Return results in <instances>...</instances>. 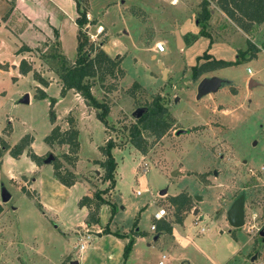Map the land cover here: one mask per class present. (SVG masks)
<instances>
[{
	"label": "rangeland",
	"instance_id": "1",
	"mask_svg": "<svg viewBox=\"0 0 264 264\" xmlns=\"http://www.w3.org/2000/svg\"><path fill=\"white\" fill-rule=\"evenodd\" d=\"M170 1L90 0L89 8L87 0H80L81 7L94 14L88 20L85 13L89 24L82 27V32L87 42L97 47L102 43L111 57L121 56L124 71L121 78L106 76L101 83L104 87L97 81L92 84V95L108 106L104 126L97 110L84 101L77 106L81 100L76 102L72 90L59 95L60 81H55L58 77L50 70L57 61L48 54L58 48L67 62L73 60L76 32L61 28L62 49L59 39L56 43L53 37L43 38L46 51L42 53L37 39L28 34L18 36L23 24L15 19V13L7 16L8 2L0 0V15L9 17L6 28H0V136L4 138L0 137V143L12 145L28 133L31 151L41 152L45 148L43 137L53 125L66 129L65 118L70 115L78 129L77 169H85L92 158L100 156L103 127L107 138L117 144L112 148L114 185L102 194L114 205L112 219L106 223L109 206L103 204L106 213L100 215L98 227L87 226L93 234L89 239L84 228L74 227L84 215L75 199L82 193L80 187L73 189L56 216L51 212L43 215L34 191L29 197L20 190L22 181L18 177L29 175L26 148L18 157L10 156L7 149L0 150V264H69L70 260L97 264V259H102L96 256L103 252H94L92 246L98 239L95 235L103 233L105 226L112 232L133 236L125 260L121 257L118 264H157L161 254L166 257L163 264H264V236L259 234L264 229V49L260 48L264 22L244 33L216 12H210L205 22H198L201 0ZM214 8L210 1L207 9ZM98 24L103 27L97 33ZM201 27L207 36L198 34ZM246 39L260 48L255 56L246 54L235 64L191 78L190 66L202 62L195 60L197 55L206 50L215 59L234 60L239 50L246 49ZM29 40H33L31 47L19 51L22 42ZM154 42H161L163 50L154 51L151 58ZM20 59L31 68L25 75L9 66L10 62L18 65ZM32 72L51 82L44 86V98L34 97L35 88L43 86L33 80ZM210 76L224 81L216 91L196 98L197 82ZM132 81L140 87L132 88L131 97L127 90ZM28 93L30 98L20 102ZM154 96L161 97L172 118L171 125L159 139L142 130L147 147L140 153L129 143L127 128L135 120L132 113L149 105ZM50 98L56 101L52 105L53 123L48 117ZM65 109L70 111L65 113ZM66 152V144L50 145L43 159L48 154L62 159ZM62 163L70 170L74 167ZM95 168L88 174L91 194L109 184L101 180L102 168L98 164ZM9 172L17 177L11 179ZM33 189L38 192L39 184ZM2 191L9 195L4 202ZM179 192L188 194L190 207L176 223L167 196ZM239 198L243 224L232 227L226 213ZM159 208L165 210V219L161 220L171 224L170 233L150 229L151 215ZM135 230L142 235L135 236ZM79 242L85 244L81 252ZM105 246L103 241L98 249ZM82 255L86 256L84 261Z\"/></svg>",
	"mask_w": 264,
	"mask_h": 264
},
{
	"label": "trees",
	"instance_id": "2",
	"mask_svg": "<svg viewBox=\"0 0 264 264\" xmlns=\"http://www.w3.org/2000/svg\"><path fill=\"white\" fill-rule=\"evenodd\" d=\"M210 1H213L226 18L232 21L235 26L244 33H247L253 25L264 22V0H201L198 4L200 8L197 18L198 22H205L208 19L209 10L207 9V5ZM74 2L77 12V16L74 19L77 26V43L74 59L71 62H67L59 51V48L56 52H50L48 55L57 61V64L52 69L60 81L59 95L63 96L67 90H72L77 93L87 106L97 110L96 115L105 126L108 106L92 95L90 87L95 81H97L101 87H104L101 83L106 76L110 78H121L124 74L123 69L120 67L121 56H116V54L111 57L100 46L97 47L92 42H87L82 32V27L87 23L85 10L81 7L80 0H74ZM198 34L207 36L202 27L199 29ZM260 48L264 49V42L261 43ZM260 48L246 39V49L239 50L234 60L215 59L205 50L195 57L196 61L202 59V62L190 66V76L195 80L204 72L235 64L238 62L239 58H243L246 54H248V56H255ZM22 50H28V47L22 45L19 51ZM17 70L19 74L24 75L29 72L31 68L24 59H20ZM32 78L43 87L47 85V81L37 73L32 72ZM136 87H140V84L136 81H132L127 90L128 95L132 97V88ZM35 90L34 97H45V93L41 88L36 87ZM160 98V96H154L149 102V105L144 107L145 111L139 117L135 118L134 122L127 128L129 143L140 153H144L147 147L146 139L142 136V130H147L154 139H159L170 128L172 118L169 116L165 106L161 104ZM54 102V98L49 99L48 117L50 123L54 122V112L52 110ZM65 121L67 124L66 129L60 130L57 125H53L49 133L43 137V141L48 145L53 143L67 145V152L61 155L62 159L53 156L49 163L52 169V177L60 184L69 187L77 181V178L67 166L63 165L62 160L69 167L74 166L77 159L78 139L77 129L74 126L72 117L70 115L66 116ZM31 139V136L26 133L11 146L4 142L0 143V150L7 149L10 156L18 157L26 148V156L35 164H39L43 160V156H38L31 151L29 148ZM116 146L117 144L111 138H107L102 145L98 146L102 159L93 160V163L98 164L102 168L103 173L101 180L107 181L109 183L108 186L100 190H93L91 195H82L77 201L78 207L83 206L86 208L87 213L84 219L86 226L98 223L97 212L101 205L108 204L110 216L114 212L113 203H108L107 200L102 197V194L107 192L114 185L113 173L116 162L111 150ZM20 190L25 195L31 196L30 192L23 186H20ZM167 201L168 204L173 207V222L180 223L183 219L180 215L190 207V197L185 192H179L175 195H168ZM36 203L37 206L40 207L39 202L37 201ZM136 221L137 219L135 218L133 220V225L136 224ZM106 223H108V221ZM154 228L158 231L164 230L168 233L171 232V224L162 220H156ZM101 234H111L117 238L127 239L123 244L121 253L122 259L125 260L127 252L131 247L133 236H125L117 232H112L106 228V226L104 232ZM134 235L138 236L142 235V233L135 230Z\"/></svg>",
	"mask_w": 264,
	"mask_h": 264
},
{
	"label": "crops",
	"instance_id": "3",
	"mask_svg": "<svg viewBox=\"0 0 264 264\" xmlns=\"http://www.w3.org/2000/svg\"><path fill=\"white\" fill-rule=\"evenodd\" d=\"M4 1L8 2L9 14H7V16L15 13L16 14L15 19L18 21V23L21 22L23 24V26L17 30L18 36L23 35V34H28L30 37H32V39H37L36 40L37 45H38V47H41L40 49H41L42 53L46 51L45 50L46 45L42 44L45 41V40H43V38L50 39L53 37L54 40L56 41V43H58L57 39H59V41L61 43L60 44L61 49H62L63 30L61 28H63V26L65 27V29H69V30H73V31L77 32V26L74 22V19L77 16V12L75 10L76 9L75 8V2L73 0H4ZM175 1L176 0H171L170 2L174 3ZM91 2H90V0H87L89 8H90ZM214 7H215L214 9L209 10V13L210 12L211 13L216 12V13H218V15H222V16L226 17L218 9V7L215 4H214ZM85 13H87V15H88V17H87L88 20H90L91 19L90 17H92L94 15L88 8L86 9ZM8 18L6 19V17H3L2 15H0V28H3V27L6 28ZM226 19H228V18H226ZM12 20H14V19H11L10 22H12ZM87 23L89 24V22H87ZM67 25H70V27H72V28H69ZM97 26L100 28L103 27L102 24H98ZM71 33H72V31H71ZM32 41L33 40L23 41L22 45H25L27 47H31ZM41 44L43 45V47ZM57 46H58V44H57ZM99 46L103 49L102 43ZM75 48H76V46H75ZM150 49L152 51V53L150 54V57L154 58L155 53H154L153 46L150 47ZM108 55L111 56L110 54H108ZM9 64H10L9 66L13 70H15L17 74H19L17 72V63L16 62H12V63L10 62ZM157 64H161L159 60L157 61ZM50 70L53 71L52 68ZM166 70H167V68H166ZM19 75H21V74H19ZM55 76H56V74L54 75V77ZM56 80H59V79L55 78V81ZM38 84L39 83L37 82V85ZM47 84L50 85L51 82H48ZM45 87H42V90L44 91V93H45V89H46ZM70 91L71 90L66 91L65 94L67 92H70ZM90 91L92 93V91H93L92 86H91ZM72 95H73L75 100L76 99L81 100L79 102V104H77V106H79L80 104L83 105V100L81 99V97L77 93L74 92ZM27 98L28 99L30 98L29 93L27 95ZM59 100L60 99H58V101ZM76 102H78V100H76ZM86 109L91 110V108H89V107H87ZM64 111H66L65 113H67L68 111H70V109H65ZM56 119H59L58 116ZM103 132H104V137L102 139V142L98 146L102 145L103 142L109 136V135H106L107 133L105 132L104 127H103ZM1 138H3V137H1ZM77 139H78V129H77ZM44 145H45L44 146L45 148L43 151L36 152V153L33 151V153H35L38 156H43V154L45 153V150L47 148L49 149V146H50V145H47L46 143H44ZM9 146H11V145H9ZM56 146H57V144H55V143L51 144L52 148L56 147ZM61 146L64 147V145H61ZM78 150H79V139H78ZM112 150H111V153H112ZM99 155L100 156L98 158H92L90 160V163H87L85 165V167H86V168L84 167L85 169H77V165H76L77 160H78V151H77V159L75 161V165L73 168H71V171L76 176L77 181H75V183H73L69 187H66V186L60 184L59 182H57L52 177V174H51L52 169H51L50 163H45L42 160L39 164H35L28 157L30 164L27 168V173L29 175L21 174L20 177H18V179L21 178V181H22V183L20 185H22L29 192L31 190L34 191L38 202H39V200H41V202H39V204H40L39 208H40L41 213L43 215L45 213L49 214V212H51V213L55 214L54 216H56V214L58 212H60L62 210V208L64 207V204H65L67 198L71 195V193L75 187L79 186L80 190H82V191H80L82 193H77L75 195L76 203L82 195H91L92 186H91V181H90L91 179L88 176V174L90 172L96 171L95 166L97 164L96 163L93 164L92 161L93 160H101L102 156H101L100 152H99ZM18 156H20V155H18ZM0 157H1V154H0ZM47 168H49L50 170ZM46 169L49 171H47ZM9 176L11 177V179H15L17 177V176H13L12 173H10V172H9ZM22 178H23V180H22ZM34 184H35V186H37L39 184V191L38 192H36L33 189ZM38 198H39V200H38ZM79 208L83 209V212H84L83 219L80 220L77 223V225H74V227H81V229L84 228V230L86 232L84 234L85 238L89 239V237H91V235H93V234H91L92 231L88 230L87 226L84 223V219H85L87 211H86V208L83 206L79 207ZM102 213H106L105 205H101L99 207V214H98L99 218H98V220L100 219V215ZM111 219H112V216H108L107 221L110 222ZM90 226L98 227V223L91 224ZM200 229H202V230H200ZM200 229H199L200 231H202V232L204 231L203 227H201ZM95 236H96L95 238H98V239H95L96 242H94V245L92 246L93 250L96 253H98L100 251L103 252V253H98L96 258L101 257L102 260L103 259L105 260V262L102 263V260L97 259L96 263L97 264H99V263H101V264H118L120 259H121L123 244L126 242L127 239L126 238H117L111 234H100V235L97 234ZM80 237H81V235H80ZM80 240L81 239L79 238V241ZM100 240H101V242H100ZM103 241H105L106 246H105L104 250H99L98 248H101ZM100 255H102V256H100ZM85 259H86V256L82 255L81 260L84 261Z\"/></svg>",
	"mask_w": 264,
	"mask_h": 264
},
{
	"label": "water",
	"instance_id": "4",
	"mask_svg": "<svg viewBox=\"0 0 264 264\" xmlns=\"http://www.w3.org/2000/svg\"><path fill=\"white\" fill-rule=\"evenodd\" d=\"M178 42H180L178 40ZM162 74L165 71L164 69L161 70ZM223 79H220L216 76H210V77H202L196 84V98H199L200 96L206 94V93H210V92H214L218 89V87L221 85V83L223 82ZM251 82V80H250ZM27 101V95L24 94V96H22V98L20 99V102H26ZM145 111V108H137L133 113L132 116L134 118L139 117L143 112ZM181 131V130H179ZM179 131H177L176 133L178 134ZM53 156L51 154H48L43 161L45 163H49L52 160ZM160 194H163L164 191H160ZM9 198V195L5 192L2 191L1 192V201H6ZM242 199L239 198L236 201H234L230 208L227 210L226 213V220L229 223V225H231L232 227H238L241 226L243 224V214H242ZM260 235L264 236V229L262 231H260L259 233ZM154 238H156V236H154ZM69 264H78V262L76 260H71L69 262Z\"/></svg>",
	"mask_w": 264,
	"mask_h": 264
},
{
	"label": "built area",
	"instance_id": "5",
	"mask_svg": "<svg viewBox=\"0 0 264 264\" xmlns=\"http://www.w3.org/2000/svg\"><path fill=\"white\" fill-rule=\"evenodd\" d=\"M86 17H88L87 14H86ZM99 29H100V27L97 28V30H96L97 33L100 31ZM153 49H154V51L161 52L163 50L162 43L161 42H154ZM246 72L248 74H251V71L249 68H246ZM135 194L138 195L140 193H139V191H136ZM165 215H166L165 210L163 208H159L152 213L151 219L153 220V222H155L156 220L165 219ZM153 222L150 224L151 230L155 229ZM200 230H202V229H200ZM84 246H85L84 242H80L78 245V251L81 252L84 249ZM165 259H166V257L163 254H161L160 260L157 261V264H163V261ZM183 264H185V263H183Z\"/></svg>",
	"mask_w": 264,
	"mask_h": 264
}]
</instances>
